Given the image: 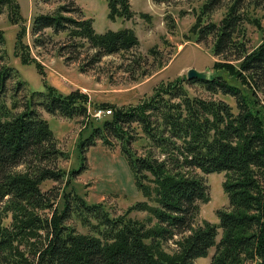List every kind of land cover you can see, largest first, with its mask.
Instances as JSON below:
<instances>
[{"label":"trees","instance_id":"obj_1","mask_svg":"<svg viewBox=\"0 0 264 264\" xmlns=\"http://www.w3.org/2000/svg\"><path fill=\"white\" fill-rule=\"evenodd\" d=\"M8 1L0 0V12ZM107 1L111 19L133 17L130 0ZM242 2L234 0L219 27H201L198 35L201 40L214 32V54L235 51L234 60L215 62L206 80L170 82L138 106L111 107L112 115L105 116L109 119L103 126L92 127L90 135L80 138L82 164L68 174L58 163L69 156L35 106L51 115L85 116L87 96L78 91L68 96L54 90L34 93L21 113L14 112L16 104L9 108L0 101V264H195L212 248L216 252L211 264H264V41L248 50L235 36ZM74 4L38 16L33 34L70 28L73 37L97 49L93 63L138 46L130 29L100 35L92 21L65 17L64 13L79 12ZM219 4L220 0H208L203 14L209 15ZM18 51L25 64L34 63L41 70L27 44H20ZM12 73L11 67L0 69L1 94ZM22 84L18 82V87ZM185 84L202 86L209 98L191 97ZM219 96L234 99L236 106ZM134 124L149 142L143 156L131 148L134 137L129 129ZM111 137L122 143L121 154L137 189L147 200L154 198L157 206L137 202L114 218L103 204L90 205L72 189L42 191L49 181L69 187L88 169L86 155L96 139L109 144ZM196 170L226 176L223 187L229 209L217 212L218 224L193 227L198 203L208 201V187ZM58 198L61 206L53 209ZM52 209L51 216L43 215ZM133 211L151 213L154 225L131 220ZM72 218L95 228L99 236L79 234L69 224ZM219 229L222 237L217 242ZM177 236L176 250L169 253L164 246Z\"/></svg>","mask_w":264,"mask_h":264},{"label":"rangeland","instance_id":"obj_2","mask_svg":"<svg viewBox=\"0 0 264 264\" xmlns=\"http://www.w3.org/2000/svg\"><path fill=\"white\" fill-rule=\"evenodd\" d=\"M72 1L75 3L73 8L77 7L79 12L73 11L70 6L73 12L64 13L65 17L92 21L93 29L100 35L130 29L138 38V46L130 52L105 56L98 63H93L97 49L81 38L73 37L70 28L57 34L51 29L33 34V22L38 16L54 14ZM207 1L130 0L133 17L124 20L109 17L107 0H51L49 3L9 0L0 12V69L8 66L14 69V73L6 81L0 101L6 102L9 108L16 104L19 108L14 112L21 113L34 93L54 90L62 96L74 91L86 95L85 116L66 118L51 115L41 106H35L49 123L59 148L69 156V159L59 161L60 169L66 174L79 169L82 164L80 138H86L94 127H102L104 120L109 119L104 115L98 117L99 111L138 106L150 100L156 89L177 79L187 80L190 69L211 74L215 62L235 59V51L224 56L214 54V32L198 39L201 27L209 24L220 26L234 0H220L209 15L202 12ZM241 4L239 13L242 20L235 36L246 44L248 50H254L264 41V0H243ZM22 43L27 44L31 58L36 60L41 70L34 63L25 64L22 61L18 51ZM18 82L23 83L20 88ZM185 87L191 97L209 98L200 85L185 84ZM216 98H224L236 106L232 98ZM38 99L35 98V101ZM129 131L134 137L131 148L138 155H145L149 142L142 128L134 124ZM109 141L105 144L96 139V146L90 148L86 155L88 169L69 187L49 181L44 183L42 191L49 193L58 192L59 188L63 191L72 189L90 205L103 204L114 218L122 217L137 202L147 201L157 206L154 198L147 200L137 189L133 172L121 154L122 143L113 137ZM195 174L202 177L208 187V201L198 203L199 211L193 227L202 226L205 222L218 224L217 212L229 209L228 195L223 187L226 176L224 173L208 175L200 170H196ZM60 206L61 198H58L53 209ZM53 209L43 215L51 216ZM129 217L149 227L155 223L149 212L133 211ZM69 224L79 234L99 236L98 230L77 218H72ZM221 237L222 229H219L217 242ZM178 239L179 236L166 244V251L173 253L176 250L174 241ZM215 252L216 248H212L207 257L195 260V264H211Z\"/></svg>","mask_w":264,"mask_h":264},{"label":"water","instance_id":"obj_3","mask_svg":"<svg viewBox=\"0 0 264 264\" xmlns=\"http://www.w3.org/2000/svg\"><path fill=\"white\" fill-rule=\"evenodd\" d=\"M209 72H200L195 69H190L187 73V80L199 79L206 80L209 77Z\"/></svg>","mask_w":264,"mask_h":264},{"label":"built area","instance_id":"obj_4","mask_svg":"<svg viewBox=\"0 0 264 264\" xmlns=\"http://www.w3.org/2000/svg\"><path fill=\"white\" fill-rule=\"evenodd\" d=\"M101 115H104V116H109V115H112V111L111 110H108V111H99L98 113V117H100Z\"/></svg>","mask_w":264,"mask_h":264}]
</instances>
